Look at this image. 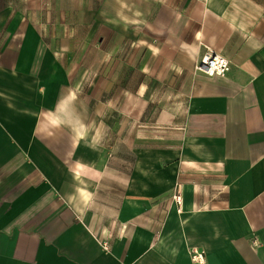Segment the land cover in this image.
<instances>
[{"label":"crops","instance_id":"crops-1","mask_svg":"<svg viewBox=\"0 0 264 264\" xmlns=\"http://www.w3.org/2000/svg\"><path fill=\"white\" fill-rule=\"evenodd\" d=\"M0 264H264V0H0Z\"/></svg>","mask_w":264,"mask_h":264},{"label":"built area","instance_id":"built-area-1","mask_svg":"<svg viewBox=\"0 0 264 264\" xmlns=\"http://www.w3.org/2000/svg\"><path fill=\"white\" fill-rule=\"evenodd\" d=\"M229 68V60L222 54L216 52L210 47H206L204 54L197 61L195 71L207 76L224 75ZM173 200L180 209L182 204L181 185L177 186V190L173 195ZM191 259L193 262H204L205 256L198 249L191 250Z\"/></svg>","mask_w":264,"mask_h":264}]
</instances>
